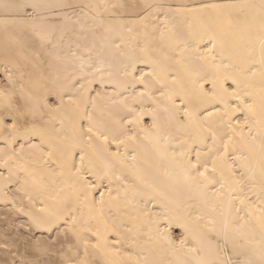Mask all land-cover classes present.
Here are the masks:
<instances>
[{
    "label": "snow or ice",
    "instance_id": "obj_1",
    "mask_svg": "<svg viewBox=\"0 0 264 264\" xmlns=\"http://www.w3.org/2000/svg\"><path fill=\"white\" fill-rule=\"evenodd\" d=\"M74 7L0 0V204L3 220L15 224L20 214L29 233L0 242V264H173L156 258L162 252L184 256L175 264H264V0L80 6L93 26L128 16L127 31L144 37L136 45L144 55L116 82L131 93L107 97L126 113L115 123L96 118L104 94L89 95L97 75L101 88L111 82L99 70L69 86L79 84L69 116L66 89L43 59L58 31L85 26L52 14ZM53 94L54 104L46 99ZM161 109L181 130L177 147L156 136ZM145 140L167 161L164 175L195 193V213L136 171Z\"/></svg>",
    "mask_w": 264,
    "mask_h": 264
},
{
    "label": "bare ground",
    "instance_id": "obj_2",
    "mask_svg": "<svg viewBox=\"0 0 264 264\" xmlns=\"http://www.w3.org/2000/svg\"><path fill=\"white\" fill-rule=\"evenodd\" d=\"M39 2L50 4H57L60 2L70 3L76 7L62 10L54 9L52 13L53 16L58 12H63L69 14L73 20L80 17L85 21L84 27L76 25L75 30L69 28L63 37H61L58 31L54 37L58 42V46L54 49L51 48V46H47L50 54H45L43 56L46 65L52 64L53 70L58 74V84L66 89L65 105L67 106L66 111L68 115L71 116L72 110L75 108V104L70 103L69 97L77 96L76 89L79 88V84H76V89H72L69 86L76 83V81L85 82L82 80L83 77H90L99 70L103 78L111 82L106 83L103 88H101L99 84L100 75H97L96 82L89 85L91 89L89 95L96 97L97 92H102L104 94V98L98 100L100 107L96 111V118L101 122L115 123L119 117L126 115V113L120 111V106L118 104H112L107 97H116L119 95L120 98H123V96L131 93V89L125 92L122 88L117 86L116 82L123 79V69L126 64L133 58L142 57L144 55V53L140 51V48L136 46L137 41L140 42V47L144 46V37L137 36L134 32L127 31V27H131V25L125 26L121 21L122 19L124 21L130 19L128 16L123 18L120 16L106 17V21L110 20L112 22L111 27H109L107 23L103 26L98 23L93 26L92 20L88 17H84L80 6L84 4H103L106 2L127 3L129 0H39ZM140 2H143V0H140ZM148 2L153 4H171L173 6L189 5L198 7L204 3H245L251 2V0H148ZM83 11L90 12L88 9H84ZM149 11L152 12V21L159 23L156 10L150 9ZM101 12H103V9H101ZM209 12H211V10H209ZM91 15H95V13L90 12V16ZM203 22H208L207 16L204 17ZM178 27L181 31L186 32L187 25L184 24L182 20L178 22ZM36 47L39 48V42H37ZM153 55H156V53H153ZM137 67L143 68L146 66L137 65ZM176 67L182 77L186 76L184 69L179 68V66ZM0 72L2 73V69H0ZM69 77H71V79H68ZM46 99L53 104L57 102L55 94L47 96ZM144 120L149 124L152 123V118L150 116H145ZM84 123H86V121ZM157 125V129L154 131L161 141V144L168 141L169 147H177L179 141L176 137L182 134L181 130L169 122L168 114L162 109L158 114ZM56 127H60L59 121L56 122ZM65 131L71 135V124L67 119L65 120ZM32 142L38 143V138H33ZM0 146H2V143H0ZM17 147H19V145H17ZM76 159L78 160V156ZM129 163H131V161H129ZM135 164L136 171L139 174L145 176L149 180H155L170 196L186 201L185 207L191 205L190 210L195 213V193H189L182 184L164 175L163 169L167 161L161 159L153 142L148 140L143 141L142 146L138 149ZM2 205L3 204H0V206ZM149 207L154 206L149 205ZM21 217L26 220V217L22 215ZM191 223L193 230H197L194 219ZM33 230L40 233L39 230ZM172 232L175 237H178L180 234L179 229H172ZM156 258L170 260L175 264L177 259H183L184 256L181 255L178 257L170 252H162L160 256Z\"/></svg>",
    "mask_w": 264,
    "mask_h": 264
},
{
    "label": "rangeland",
    "instance_id": "obj_3",
    "mask_svg": "<svg viewBox=\"0 0 264 264\" xmlns=\"http://www.w3.org/2000/svg\"><path fill=\"white\" fill-rule=\"evenodd\" d=\"M4 213H5V210H4V207L2 205V206H0V216H1L0 217V242L12 243V241L14 239H16L18 232L23 233L24 235L29 234L27 229H23V228L19 227L20 222L22 223L25 221L24 218L21 217V215L17 214L16 216H14L13 219L15 220V224H12V223H8V222L3 220L2 216H4ZM11 226L13 229L11 228ZM31 235L39 237L41 235V233H39L35 230H32ZM44 235H47V233H45ZM21 239H23V237H21ZM4 251H5L4 249L0 248V259L6 258L4 256ZM20 251L23 252L24 251L23 248H21ZM7 259H11V258L7 257Z\"/></svg>",
    "mask_w": 264,
    "mask_h": 264
}]
</instances>
